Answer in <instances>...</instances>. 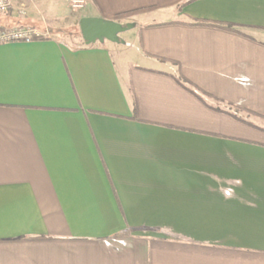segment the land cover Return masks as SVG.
<instances>
[{
	"label": "crops",
	"instance_id": "crops-1",
	"mask_svg": "<svg viewBox=\"0 0 264 264\" xmlns=\"http://www.w3.org/2000/svg\"><path fill=\"white\" fill-rule=\"evenodd\" d=\"M67 1L0 15V264H264V0Z\"/></svg>",
	"mask_w": 264,
	"mask_h": 264
},
{
	"label": "water",
	"instance_id": "water-1",
	"mask_svg": "<svg viewBox=\"0 0 264 264\" xmlns=\"http://www.w3.org/2000/svg\"><path fill=\"white\" fill-rule=\"evenodd\" d=\"M80 31L86 44L109 40L117 42L119 33L127 27L117 21L105 20L100 17H84L80 20Z\"/></svg>",
	"mask_w": 264,
	"mask_h": 264
},
{
	"label": "rangeland",
	"instance_id": "rangeland-1",
	"mask_svg": "<svg viewBox=\"0 0 264 264\" xmlns=\"http://www.w3.org/2000/svg\"><path fill=\"white\" fill-rule=\"evenodd\" d=\"M29 2H31V0H28ZM67 5L64 8V15L60 17V19L62 20V25L66 26L65 29H67L68 31H71L70 34V38H73V42H82L84 43V39L82 36V33L80 31V18H79V13H78V8L80 6H82V3H80V1L77 0H69L66 2ZM34 4V3H32ZM12 6V5H11ZM11 8V7H10ZM8 9V11L3 12V13H9L12 9ZM27 5H25L24 3L19 2V9H18V14H20V16H24L27 15ZM2 12H0V15L3 14ZM21 26H4V25H0V29H4V28H18ZM124 33L121 32V34ZM120 34V33H119Z\"/></svg>",
	"mask_w": 264,
	"mask_h": 264
},
{
	"label": "built area",
	"instance_id": "built-area-1",
	"mask_svg": "<svg viewBox=\"0 0 264 264\" xmlns=\"http://www.w3.org/2000/svg\"><path fill=\"white\" fill-rule=\"evenodd\" d=\"M80 3H82V1H80ZM11 5H12L11 0H0V12L3 13L8 11ZM48 37H49V33L40 31L36 28L29 26L0 29V43H6L12 41L27 42V41L44 39Z\"/></svg>",
	"mask_w": 264,
	"mask_h": 264
}]
</instances>
